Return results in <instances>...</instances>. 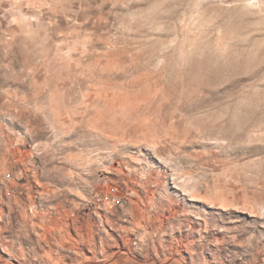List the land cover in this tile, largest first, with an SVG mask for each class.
Segmentation results:
<instances>
[{
    "label": "rangeland",
    "instance_id": "374dc122",
    "mask_svg": "<svg viewBox=\"0 0 264 264\" xmlns=\"http://www.w3.org/2000/svg\"><path fill=\"white\" fill-rule=\"evenodd\" d=\"M86 263L264 264V0H0V264Z\"/></svg>",
    "mask_w": 264,
    "mask_h": 264
},
{
    "label": "bare ground",
    "instance_id": "6f19581e",
    "mask_svg": "<svg viewBox=\"0 0 264 264\" xmlns=\"http://www.w3.org/2000/svg\"><path fill=\"white\" fill-rule=\"evenodd\" d=\"M89 263V262H88ZM88 263H86V264H88Z\"/></svg>",
    "mask_w": 264,
    "mask_h": 264
}]
</instances>
